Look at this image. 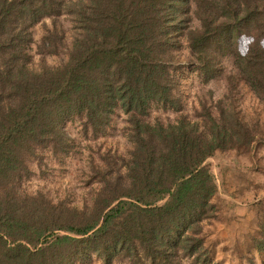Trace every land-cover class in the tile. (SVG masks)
Masks as SVG:
<instances>
[{
  "label": "trees",
  "instance_id": "obj_1",
  "mask_svg": "<svg viewBox=\"0 0 264 264\" xmlns=\"http://www.w3.org/2000/svg\"><path fill=\"white\" fill-rule=\"evenodd\" d=\"M62 17L71 26L66 60L30 69L32 28L51 20L37 53L58 54ZM253 32L260 37L241 56L240 36ZM260 38L264 0H0V264H212L205 227L216 219L218 189L206 161L264 143L260 123L222 102L216 117L200 105L194 119H146L152 105L183 111L182 41L202 84L231 58L237 79L264 101ZM117 111L131 149L102 159L88 206L21 190L38 151L70 152L64 123L77 119L84 134L102 136ZM251 244L264 252V223Z\"/></svg>",
  "mask_w": 264,
  "mask_h": 264
},
{
  "label": "rangeland",
  "instance_id": "obj_2",
  "mask_svg": "<svg viewBox=\"0 0 264 264\" xmlns=\"http://www.w3.org/2000/svg\"><path fill=\"white\" fill-rule=\"evenodd\" d=\"M59 22L66 33L65 48L58 49L55 55L37 53V46L45 37L46 29H51V20L44 19L32 28L30 69L38 70L41 63L57 67L66 60V48L71 42V26L66 17H62ZM191 25L197 27V22L193 20ZM249 36H254L255 40L260 37L257 32ZM239 44L240 39L238 47ZM177 55L181 65L176 72V96L180 99L183 111L174 113L152 105L147 122H173L180 115L194 119L195 112L200 111V105L208 107L216 117L215 107L218 102H222L224 108L231 104L245 121H259V136L264 140V101L256 96L248 84L237 79L231 58L223 62L222 76L202 84L189 66L190 58L184 41ZM229 75H233L232 80L226 79ZM127 129V117L120 111L112 116L102 136L84 134L77 119L64 123L63 131L72 146L70 152L53 157L49 151H38L35 158L29 160L31 175L24 180L21 190L27 195L42 194L54 203L66 201L79 209L88 206L100 187L94 172L97 168H103L102 159L127 157L131 149ZM206 165L214 175L218 189L213 200L217 207L216 219L205 227L206 243L213 251L212 264H264V252H258L251 244L258 225L264 223V143L256 144L247 151L216 153L206 161ZM85 264H100V261L92 257ZM182 264L191 263L185 259Z\"/></svg>",
  "mask_w": 264,
  "mask_h": 264
},
{
  "label": "clouds",
  "instance_id": "obj_3",
  "mask_svg": "<svg viewBox=\"0 0 264 264\" xmlns=\"http://www.w3.org/2000/svg\"><path fill=\"white\" fill-rule=\"evenodd\" d=\"M255 42L254 36H249L247 34H242L240 36V44L238 47V51L241 56H246L250 51V46ZM261 46L264 47V40H261Z\"/></svg>",
  "mask_w": 264,
  "mask_h": 264
}]
</instances>
